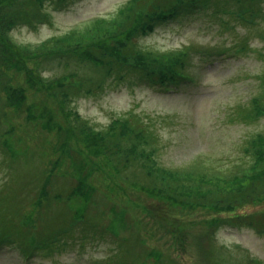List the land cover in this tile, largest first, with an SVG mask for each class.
<instances>
[{
	"label": "rangeland",
	"instance_id": "1",
	"mask_svg": "<svg viewBox=\"0 0 264 264\" xmlns=\"http://www.w3.org/2000/svg\"><path fill=\"white\" fill-rule=\"evenodd\" d=\"M43 1L48 17L9 30L12 42L27 46L29 68L12 70L11 81L9 76L0 81V112L6 116L0 132L14 123L27 140L20 149L21 163L12 162L0 144V187L10 182L14 171L20 184L29 177L23 199L11 204L16 210L12 214L22 222L30 219L32 232L37 224L48 223L50 234L27 253L24 242L1 244L0 264H211V247L213 257L225 258V264H256L253 259L264 264V230L259 226L264 224V194L232 196L235 189L229 188L231 176L254 165L251 146L264 135V116L249 119L238 112L241 106L250 109L264 77V0L255 16L240 6L250 0H208L189 11L172 12L133 39L134 56L188 47L189 55L181 60L190 77L159 85L141 70H129L121 77H106L102 90H88L99 70L68 55L76 49L70 43L78 32L66 38L64 46H50L55 48L45 56L34 52L93 17H119L133 1L65 0L60 7L55 6L57 0ZM28 78H39V85ZM77 78L88 82L68 93V107L98 129L128 112L140 114L159 137L147 166L168 178L176 170L181 178L173 183L148 179L140 162L129 164L122 158L114 169H92L91 164L104 159L79 165L82 162L70 154L72 147L55 149L57 131L52 130L66 126L67 119L54 105L49 84L66 86ZM19 85L25 86L31 112L17 114L6 105L11 91H20V101L26 98ZM45 106L54 112L50 116L48 108L44 119L40 109ZM58 132L66 134L64 129ZM116 157L110 166L119 161ZM53 163L52 172L44 171ZM11 189L7 193H14ZM51 224L61 225L62 231Z\"/></svg>",
	"mask_w": 264,
	"mask_h": 264
},
{
	"label": "trees",
	"instance_id": "2",
	"mask_svg": "<svg viewBox=\"0 0 264 264\" xmlns=\"http://www.w3.org/2000/svg\"><path fill=\"white\" fill-rule=\"evenodd\" d=\"M65 0H57L55 6L60 7ZM133 1V2H132ZM131 4L127 3L126 9L122 11L119 17L111 19L109 21L103 19V17H93L78 27H74L72 32H68L59 37L52 38L51 42L47 45L44 44L39 48L38 51L34 53H42V56L48 54V51L54 48L50 46L65 45L64 41L66 38L73 37L77 32V36L73 37L70 45L76 47L75 50L70 49L69 54L71 57L79 58L81 62H86L91 64L94 68H97L100 72V76L95 80V83L89 84L88 90L94 89V86L100 90L103 89V85L106 77L115 75L121 77L124 75L125 71L129 70H141L142 75L146 77L152 83H158L159 85H170L179 84L183 79L189 76V73L184 72V66L182 62V55H189V48H182L178 50L167 51L163 53H144L140 54L138 58L135 50H133V39L139 35L142 31H147L151 29L157 21H161L167 18L169 14L177 13L178 9L194 7V5L199 3L206 4L208 0H132ZM243 0H236L240 3ZM262 0H250L249 5L240 4L242 8H246L247 12L255 16L259 13L260 8L258 4ZM43 0H0V81H3V77L9 76L11 81L12 70H24L28 69L26 64V58L30 55L24 54L28 50L27 46L22 47L12 42L9 35V30L21 23L33 24L35 22L43 20L48 14L42 11ZM48 13V12H47ZM108 30L105 29V27ZM115 39L111 40V37ZM46 40V41H48ZM107 40V46L103 45L104 41ZM45 41V42H46ZM114 44H111V43ZM44 43V42H43ZM97 44L96 47L93 45ZM30 49V48H29ZM63 56L62 54H59ZM68 63V61L66 60ZM28 82L32 85H37L40 82L39 78H28ZM83 82L84 85L87 84ZM27 83V79L25 81ZM81 79L77 78L76 81L72 83L64 84H49L50 92L53 97L54 105H57L62 110L64 119H67L66 126L54 127L55 132L54 137L56 138L52 145L55 149L60 148V145L64 147H72L71 156L74 160L82 162L79 165L86 164L88 159L93 158H103L104 161L99 165H93L92 169L97 167L116 168L117 163L119 164L122 158L125 162L129 164L132 162L138 165L140 162V169H144L146 178L151 180H158V182L173 181L178 180L181 176L175 173L168 178L166 173L159 172L156 174L155 170H152L147 166L151 158V153L156 152L158 149L159 137L154 129L151 127L149 121L144 120L140 114L128 112L125 116L115 117L106 127L102 129L96 128L87 119L74 108L68 107L69 92L79 91L83 86ZM39 85V84H38ZM82 85V86H81ZM6 84L4 88L7 89ZM19 88L26 94V98L22 101L20 96V91L10 92L11 99H7L6 105L13 106L17 114L27 113L29 111V103L25 104L27 100V93L25 92V86L19 85ZM99 90V91H100ZM98 92V91H97ZM264 77L261 81L260 90L255 95L254 100L248 109L245 106L239 108V113H242L245 117L249 119H255L264 116ZM25 104V105H24ZM53 105V106H54ZM67 107L69 109H67ZM48 108L50 109V116L53 114V110L50 106L42 107L40 110L42 112L41 117L46 118ZM34 117V114H32ZM243 118L241 115H238ZM31 117V116H30ZM246 119V118H243ZM247 120V119H246ZM6 116L4 110L0 112V125L5 123ZM4 130L0 132V144L7 156L14 163L22 162V152L24 141L27 140L26 137L20 134L16 128H14V123H7V126L3 127ZM66 130V134L58 132L59 130ZM256 139L253 140L252 148L254 149L253 157L255 158L254 165L249 168L246 172L239 173L231 176L232 184L229 185L230 189H235L231 195H254L256 198L264 194V135H258ZM75 154V156L73 155ZM25 155V154H24ZM114 165L110 166L112 156H116ZM26 156V155H25ZM109 156V157H108ZM124 156L126 158H124ZM50 160L48 161V163ZM101 165V166H100ZM120 165V164H119ZM123 165V164H122ZM122 165L118 168H122ZM54 163L44 167V171L52 172ZM49 167V168H48ZM180 173L183 171L177 170ZM108 173V171L106 172ZM202 172L201 175H205ZM18 173L14 171V175L11 177L10 182H6L5 185L0 187V245L5 243L14 242H24L23 250L31 252L34 250V246L44 239L49 233L48 223L41 222L37 224L34 232L30 231V219H25V221H20L15 219L14 212H16L15 207H13L12 202L15 198L23 199V191L29 185V182H25L29 179L25 175L23 182L20 184L15 181L18 177ZM205 176H208L207 174ZM143 177V176H142ZM76 185L78 182V178ZM201 179V177H200ZM135 180V179H134ZM16 184V185H15ZM19 184V185H17ZM86 183H84V186ZM8 187L14 193H7ZM86 187V186H85ZM72 190V188H70ZM76 190V188H75ZM233 204L232 201H229ZM231 208V207H229ZM13 216H11V215ZM237 216V215H235ZM82 218V217H81ZM245 219L244 217H242ZM74 220V218H72ZM78 220V219H76ZM253 221L252 219H246ZM227 221H230L228 219ZM234 222V221H233ZM254 222V221H253ZM51 224V227L57 228L59 232L62 231ZM264 230V224L259 225ZM27 232V237H26ZM20 239V241H18ZM26 245L28 247L26 248ZM211 248H207L208 256L211 264H225L226 260L218 259L213 257L211 253ZM28 255V254H26ZM159 257V256H158ZM160 259V258H159ZM255 261L256 264H260L257 259L250 260ZM254 263V262H253Z\"/></svg>",
	"mask_w": 264,
	"mask_h": 264
}]
</instances>
